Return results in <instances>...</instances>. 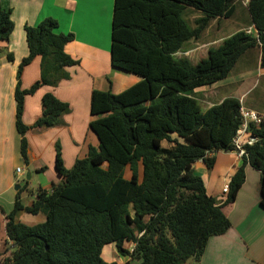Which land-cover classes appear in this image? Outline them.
Masks as SVG:
<instances>
[{"label":"trees","instance_id":"obj_1","mask_svg":"<svg viewBox=\"0 0 264 264\" xmlns=\"http://www.w3.org/2000/svg\"><path fill=\"white\" fill-rule=\"evenodd\" d=\"M3 1L0 42L7 41L14 29ZM113 1L112 66L141 80L117 95L92 93L90 130L99 147L90 148L86 158L67 170L57 146L59 184L51 192L39 190L30 207L17 197L5 227L13 249L0 257V264H118L104 261L108 245L130 258L124 264L199 261L209 240L230 229L224 208L235 202L247 165L262 175L264 208L263 122L250 124L259 141L246 147L247 156L231 178L223 202L210 195L202 178L193 173L198 161L214 166L211 154L233 152V139L243 124L238 98H226L204 110L193 93L229 78L243 56L255 49L261 52L264 72V0H248L252 34L233 35L196 65L176 54L187 42H200L212 21L231 19L240 0ZM189 9L201 15L195 27L185 19ZM57 28L53 18L25 28L28 55L18 76L35 58L42 60L40 81L28 90L19 81L15 91L16 129L25 161L26 134L31 130L23 122L25 98L42 86L70 79L65 69L78 63L67 52L74 35L57 34ZM7 60H13L12 54ZM42 112L33 128L60 125L70 107L46 94ZM21 213L44 214L46 220L30 227L17 220ZM127 243L134 246L132 251Z\"/></svg>","mask_w":264,"mask_h":264},{"label":"crops","instance_id":"obj_2","mask_svg":"<svg viewBox=\"0 0 264 264\" xmlns=\"http://www.w3.org/2000/svg\"><path fill=\"white\" fill-rule=\"evenodd\" d=\"M2 8L10 12L14 25L9 39L0 42V209L3 211L0 213V248L6 249L10 254L13 245L6 237V215L13 211L18 196L24 207H30L39 190L51 192L52 186L59 184L55 168L57 146L67 170L71 169L77 160L86 158L90 148L99 147L97 137L90 130L93 120L92 93L101 91L117 95L136 85L141 79L112 66L113 0H4ZM46 18L57 21V34L74 35V42L67 47V52L78 60V63L65 69L70 79L62 80L55 86H42L33 95L25 98L23 122L31 128L26 134L25 161L21 154V136L16 129L15 91L19 81L22 89L28 90L41 79L40 57L25 67L20 76L18 71L28 55L25 28L37 27ZM219 21H212L205 32L212 24L218 25ZM238 30L241 31L242 28ZM191 43L196 42H187L176 57L188 58L189 53L193 54L198 50L189 48ZM252 51L242 59H246ZM8 54H12V61L7 60ZM256 62L258 67L255 74L250 72L244 73L246 76L238 75L233 82L227 78L215 86L196 89L193 96L200 104L205 101L206 104L210 103V106L217 105L229 97L238 98L242 109L256 112L264 123V95L260 101L254 103L246 101L264 78V72L260 68L261 52L256 56ZM256 74L260 76L259 80ZM253 79L257 80L255 84L240 95L230 91L231 93H226L218 99L222 88H228L234 83L243 85L241 83ZM46 94H52L59 101L68 104L70 112L62 117L58 126L33 128L35 122L42 117V99ZM204 94H207L209 100L203 98ZM209 157L215 159L214 166L209 168L203 161H198L193 165V173L202 178L210 195L223 202L226 198L223 190L229 186L231 178L242 164V159L235 152H219ZM30 166L34 167V172ZM28 174L31 176L30 180L24 185H19ZM245 175V183L235 202L224 208V213L231 223L230 229L224 235L209 240L199 261L188 260L185 264H264V208L261 206L260 194L262 175L250 165L245 167ZM17 186L20 187L19 190H16ZM40 217L44 218V221ZM17 220L31 227L45 222L46 216L21 213ZM113 247L108 245L112 252ZM125 247L129 249L133 248V245L127 243ZM104 261L124 264L130 262V258H104Z\"/></svg>","mask_w":264,"mask_h":264},{"label":"rangeland","instance_id":"obj_3","mask_svg":"<svg viewBox=\"0 0 264 264\" xmlns=\"http://www.w3.org/2000/svg\"><path fill=\"white\" fill-rule=\"evenodd\" d=\"M114 3V1H113ZM247 4L248 0H240V2L237 5V10L235 15L231 19H220L219 24L216 25L215 23L211 25V27L204 33L203 35V40H200V42L196 43H191V46L189 48L196 49L193 54L189 53L188 60L191 61L192 64L196 65L203 59H205L208 56L209 51L212 49L213 51H217L222 47L223 43L225 40L229 39L233 35L239 33V32H244L248 34H252V29L253 27L251 26V21L249 14L247 12ZM201 15L199 12H196L194 10H187L185 13V19L191 24V26L195 27V20L199 18ZM242 28L241 31L238 29ZM210 36V37H209ZM226 37V38H225ZM212 40V42H206L208 40ZM211 43V44H210ZM194 44V45H193ZM205 45V46H203ZM187 48V49H189ZM3 53V50L1 51ZM260 50L255 49L253 50L246 59H241L239 63L236 65V67L233 69V71L230 74V77L228 79H231L233 82L236 79V76H246L248 73L256 71L255 69L258 67L257 62H256V56L259 54ZM186 56V55H185ZM186 56V57H187ZM181 57V56H179ZM183 57V56H182ZM247 73V74H244ZM232 76V77H231ZM258 80L260 79V76L256 74ZM257 80L253 79L252 81L248 82H243L241 84L243 85H237L233 84L229 86L228 88H222L221 90V95L218 97L221 98L223 97L226 93H231L230 91H233L234 94L240 95V93L244 92L247 90L249 87L255 84ZM264 95V78L262 79L261 85L256 89L254 93H252L249 97H247L246 101L249 103H254L256 101H260V98ZM203 98L206 100L208 98L207 94L203 95ZM211 99V98H210ZM213 100V99H212ZM211 104L203 101L201 104L202 108L204 110L210 108ZM94 119V118H93ZM30 169L34 172V167L30 166ZM26 179H22L18 184H22L23 181ZM44 215V214H42ZM42 218V217H40ZM44 221V218H42ZM4 244V242H1ZM5 246V245H4ZM3 246V247H4ZM132 247L129 248L130 251H132ZM103 253V259H113V258H120L124 259V257H121V255L116 251V249L113 247V252L108 249V246H106L104 249ZM6 253V255H5ZM9 254V251H6V249L0 248V257L2 255L7 256ZM3 259V258H2ZM189 260H194L193 258Z\"/></svg>","mask_w":264,"mask_h":264},{"label":"built area","instance_id":"obj_4","mask_svg":"<svg viewBox=\"0 0 264 264\" xmlns=\"http://www.w3.org/2000/svg\"><path fill=\"white\" fill-rule=\"evenodd\" d=\"M241 113L243 117V124L233 139V145L235 148L233 152H235L239 158L243 159L247 156L246 147L253 146L259 141L257 137L252 135L249 126L251 123L255 126H259L262 123V119L259 114L253 111H246L242 109ZM20 172L21 171L19 170L18 173ZM228 191L229 188L226 186L223 190V194L227 195Z\"/></svg>","mask_w":264,"mask_h":264},{"label":"water","instance_id":"obj_5","mask_svg":"<svg viewBox=\"0 0 264 264\" xmlns=\"http://www.w3.org/2000/svg\"><path fill=\"white\" fill-rule=\"evenodd\" d=\"M30 177H31L30 174H28V175H27V178H26V181H25L24 183H22V185L26 184V183L30 180ZM22 185H21V186H22ZM19 189H20V187L17 186V187H16V190H19Z\"/></svg>","mask_w":264,"mask_h":264},{"label":"clouds","instance_id":"obj_6","mask_svg":"<svg viewBox=\"0 0 264 264\" xmlns=\"http://www.w3.org/2000/svg\"><path fill=\"white\" fill-rule=\"evenodd\" d=\"M263 122V121H262ZM134 247V246H133Z\"/></svg>","mask_w":264,"mask_h":264}]
</instances>
